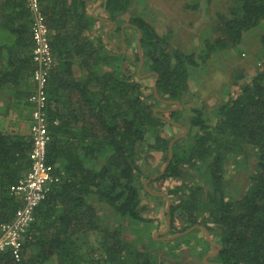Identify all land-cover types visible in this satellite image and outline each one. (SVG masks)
Returning a JSON list of instances; mask_svg holds the SVG:
<instances>
[{"label": "trees", "instance_id": "obj_1", "mask_svg": "<svg viewBox=\"0 0 264 264\" xmlns=\"http://www.w3.org/2000/svg\"><path fill=\"white\" fill-rule=\"evenodd\" d=\"M133 1L103 0L95 13L114 21L118 34L124 21L137 26L126 25L124 32L141 31L144 65L158 74V97L146 78L134 74L137 45L130 54L113 51L107 67L91 0H39L56 56L47 83L46 161L58 180L34 209L21 257L16 260L6 251L0 253V264H211L203 257L217 248L201 227L170 240H155L142 231L156 220L146 215L145 198L165 205L167 199L145 189L144 181L159 170L139 161L149 152L168 158L174 136L161 135L172 125L161 115L182 123L180 108L153 112L158 98L181 103L192 69L230 50L264 21V0H239L228 15L218 14L214 35L189 51L170 46L154 24L130 13ZM259 43L264 53V29ZM32 46L27 0H0V91L8 89L30 118ZM219 101L208 109L192 107L188 132L174 141L164 173L146 186L170 199L171 228L180 232L202 224L209 230L211 240L221 246L206 261L264 264V68ZM30 148L29 131L0 127V223L12 220L22 204L13 187L29 169ZM238 156L246 161L252 157L254 165L244 191L236 196L226 192L225 165ZM167 179L173 183L166 185ZM101 208L113 212L115 225ZM163 213L166 225V208ZM199 231L201 237L196 236Z\"/></svg>", "mask_w": 264, "mask_h": 264}, {"label": "rangeland", "instance_id": "obj_2", "mask_svg": "<svg viewBox=\"0 0 264 264\" xmlns=\"http://www.w3.org/2000/svg\"><path fill=\"white\" fill-rule=\"evenodd\" d=\"M96 1L91 0L92 3ZM195 4L198 6L193 7ZM239 4V0H134L130 13H138L147 21L154 24L161 35L167 36V41L170 46L189 51L199 48L202 38L214 35L215 26L217 25L216 20L219 19L218 14L228 15L230 9L237 8ZM124 23L125 21L121 25ZM263 29L264 21L247 32L239 44L230 50L215 54L209 60V63L202 68L191 70L189 91L182 98V102L178 107L181 110V124L186 127L187 132V118L192 113V107L203 105L208 109L209 107L216 106L220 102L221 97L233 92L242 83L243 79L249 78L259 67L262 68L261 61L264 53L261 51L259 35ZM120 35L117 32L115 33L116 49L120 52L126 51L127 54L132 53L131 51H134L137 45L138 32L133 30L124 32V35H127L132 43L130 46L125 45L123 51H121L122 41L120 40ZM136 50L138 51V47H136ZM144 63L145 60H143L140 74H144L148 70ZM138 64L139 62L136 65L134 74H137ZM242 75L245 77L240 79ZM139 78H146L144 81L149 87L153 85V75ZM235 80L237 81L235 82ZM160 107L164 106L160 105ZM182 131L181 127L168 125L162 129L161 135L175 137L182 133ZM144 161H147L150 170H159L160 172L166 160L164 161L162 159L160 152H154V154L149 152L145 154V159H141L139 163L143 165ZM253 165L254 159L252 157L249 158V161L244 160L242 156H238L237 159L234 157L228 159L225 165L227 194L237 196L244 191L249 170ZM165 183L166 185H170L173 183V180L167 179ZM158 189L163 190L164 187L158 186ZM152 198L155 199L154 197ZM145 200L148 209H150L146 215L155 217L156 220H152L149 227H145L142 231L147 236L148 234L151 235L155 240H165L163 238H156V232L162 231L166 227V225H163V219L165 218L163 212L165 211L166 205L164 202L157 203L156 199L145 198ZM101 212L110 214V217L107 214L109 217L107 222L109 221L112 226L115 225V216L109 208H101ZM157 222L159 229L155 230L154 227ZM177 232L179 231L170 227L162 235H172ZM202 234L203 231H199L196 236L201 237ZM157 235L162 236L160 234ZM191 244H193V241ZM182 251L186 252L187 250ZM213 251L215 249L210 250V252Z\"/></svg>", "mask_w": 264, "mask_h": 264}, {"label": "built area", "instance_id": "obj_3", "mask_svg": "<svg viewBox=\"0 0 264 264\" xmlns=\"http://www.w3.org/2000/svg\"><path fill=\"white\" fill-rule=\"evenodd\" d=\"M27 7L31 13L34 62L33 91L27 98L31 106L30 166L13 187L14 192L20 194L22 198L21 206L16 210L12 220L0 223V253L8 251L16 260L21 257L25 235L33 220L35 207L46 197L53 183L58 180V176L52 172V167L46 161L47 144L50 138L47 83L55 63V55L50 44V29L41 11L39 0H27ZM261 64L264 68V54Z\"/></svg>", "mask_w": 264, "mask_h": 264}, {"label": "water", "instance_id": "obj_4", "mask_svg": "<svg viewBox=\"0 0 264 264\" xmlns=\"http://www.w3.org/2000/svg\"><path fill=\"white\" fill-rule=\"evenodd\" d=\"M102 1H103V0H100L99 3H98L97 5H95V7H94V9H93V12H94V10H95L97 7H99V5L101 4ZM95 16H96V15H95ZM96 17H98V16H96ZM98 18H99V17H98ZM100 19H104V18L100 17ZM109 22H110V24L113 23L112 20H109ZM130 24H131V23L126 22V23H124L123 25H121V33H122L121 35H122V40H123V41H122L121 51H123V49H124V47H125V42H124V26H125V25H130ZM133 26L136 27V29H137V26H136V25H133ZM140 36H141V31L138 30V52H139V64H138V67H137V76H138V77H147V76H149V75L155 74V81H153V82H154V83H153V91H154L156 97H158V95H157V91H156V80H157L158 74H157L156 72H153V71H151V72H147V73H144V74H140V70H141V67H142V64H143V60H144L143 55H142V53H141V47H140V46H141V43H140ZM114 47H115V45H114ZM115 51L120 52L119 50L116 49V47H115ZM158 99H159L160 101H164V102H166V103H174V104L176 105V106L174 107V109H177V108L179 107V105H180V101H179V100H167V99H160V98H158ZM162 110H163V109H161V108H159V107H155V108H153V112H154V113H156V112H158V111H162ZM161 117H162L163 119H165L168 123H171L172 125H175V126L181 127L183 131H182V133H180V134H178L177 136L173 137V138L169 141V144H168V158H167V160H166L164 166H163L162 169L160 170V172L157 173V174H155V175H151V176L148 177V178L144 181V183H143V184H144V187H145V189H147V191H149L150 193H153V194H155V195L164 196V197L167 199V204H166V214H167V215H166V221H167V224H166V227H165L164 230L156 232V238H163V239H165V240H167V239H172V238H175V237H178V236H182V235H184V234H187L188 232L192 231L193 229H195V228H197V227H201V228L204 230L205 235H206V238H207V240L209 241V243L217 248L215 251H213V252H209V253L205 254L204 257H203V259H204L205 263L217 264V263H215V262H208V261L205 260L206 257H208V256H212V255H215V254L218 252V249H220V246H221V245H220L219 243L214 242V241L211 240V238H210V232H209V230H208L204 225H202V224H194V225L188 227L187 229H185V230H183V231H180V232H177V233H175V234H172V235H166V236H163V235H162V234L166 233V232L169 230V228H170V219H169V217H168V210H169V206H170V199H169L164 193H159V192L151 191L150 189L147 188L146 184H147V182L150 181L151 179H155L156 177H158V176H160V175H162V174L164 173L166 167L168 166V164H169V162H170V160H171V158H172V146H173L174 141L177 140L178 138L183 137V136L186 134L187 129H186V127L183 126L180 122H176V121L170 120V119H168L167 117H165V116H163V115H161ZM157 234H160V235H162V236H158Z\"/></svg>", "mask_w": 264, "mask_h": 264}, {"label": "flooded vegetation", "instance_id": "obj_5", "mask_svg": "<svg viewBox=\"0 0 264 264\" xmlns=\"http://www.w3.org/2000/svg\"><path fill=\"white\" fill-rule=\"evenodd\" d=\"M100 0H97L95 3L92 4L91 6V13L95 16L96 15V11L99 10V7H97L94 12H93V9L95 7V5H97L99 3ZM102 3V2H101ZM95 4V5H94ZM94 5V6H93ZM93 7V8H92ZM98 16V17H96ZM95 17L98 19V22H96V25H97V30L98 32L102 35V41L100 42V50H101V55L103 56V54L107 55V58L105 59V61L107 62V67L109 68V64L111 65L113 62H112V58H113V51H115V33L117 32L115 30L116 26H115V23L113 21L112 24H110L109 18H106L100 14L97 13ZM100 17L104 18V19H100ZM127 22V21H126ZM125 22V23H126ZM134 24H130V25H127V27H132V28H136L133 26ZM126 26V25H125ZM124 26V28H125ZM138 32V31H137ZM120 34L121 33V26H120ZM119 34V35H120ZM121 38L120 40H122V35H120ZM126 36L124 35V42H125V45H127V42L125 40ZM116 46V45H115ZM137 47H138V44H137ZM118 53H122V52H118ZM63 61H66V58H65V55H64V59ZM147 72H151V70H147L145 73ZM160 105L164 106V107H160ZM159 108L163 109L162 111H160V114H163L165 113L167 110L169 109H174V106L175 104L174 103H166L164 101H160V104L158 105ZM161 193V192H159Z\"/></svg>", "mask_w": 264, "mask_h": 264}, {"label": "crops", "instance_id": "obj_6", "mask_svg": "<svg viewBox=\"0 0 264 264\" xmlns=\"http://www.w3.org/2000/svg\"><path fill=\"white\" fill-rule=\"evenodd\" d=\"M54 64H56V56ZM9 93L10 91L6 88L0 91V127L14 130L19 128L22 132H28L31 121V118L28 117L30 112L23 110V107L16 104V100ZM28 108L29 105H26V109Z\"/></svg>", "mask_w": 264, "mask_h": 264}]
</instances>
